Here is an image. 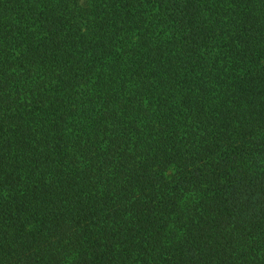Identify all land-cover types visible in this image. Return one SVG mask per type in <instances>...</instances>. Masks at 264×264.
Wrapping results in <instances>:
<instances>
[{
	"label": "trees",
	"instance_id": "trees-1",
	"mask_svg": "<svg viewBox=\"0 0 264 264\" xmlns=\"http://www.w3.org/2000/svg\"><path fill=\"white\" fill-rule=\"evenodd\" d=\"M0 264H264V0H0Z\"/></svg>",
	"mask_w": 264,
	"mask_h": 264
}]
</instances>
